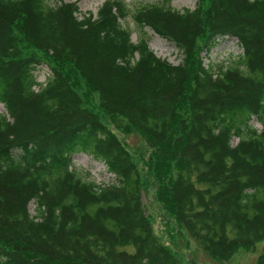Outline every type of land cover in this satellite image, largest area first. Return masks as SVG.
I'll return each mask as SVG.
<instances>
[{
  "label": "trees",
  "instance_id": "trees-1",
  "mask_svg": "<svg viewBox=\"0 0 264 264\" xmlns=\"http://www.w3.org/2000/svg\"><path fill=\"white\" fill-rule=\"evenodd\" d=\"M56 2L0 0V264H197L154 235L149 188L211 260L261 244L254 264H264V0H195L182 11L104 0L80 16L75 2ZM145 27L175 46L177 65L150 50ZM223 37L242 54L205 65L201 54ZM133 132L150 150L145 167L127 149ZM75 153L115 182L84 180Z\"/></svg>",
  "mask_w": 264,
  "mask_h": 264
},
{
  "label": "rangeland",
  "instance_id": "rangeland-1",
  "mask_svg": "<svg viewBox=\"0 0 264 264\" xmlns=\"http://www.w3.org/2000/svg\"><path fill=\"white\" fill-rule=\"evenodd\" d=\"M63 2H75L79 8V16L91 12L96 13L104 0H62ZM132 8L142 4L164 3L165 0H124ZM52 4L57 3L56 0H51ZM195 5V0H169V6L175 10L182 11L184 9H192ZM125 25L132 30L131 40L136 42L142 33L136 28L131 20H127ZM144 37L147 41L148 47L153 53L167 62L177 65L180 62V56L173 44L165 39L157 36L148 27L143 29ZM200 44V42H199ZM30 52V49L26 51ZM242 54V48L239 46L236 39L223 37L216 41V44L208 51L201 54L203 63L205 65H228L232 60H236ZM41 58L40 54H36ZM42 59V58H41ZM34 75L38 83L44 85L47 78L50 76V69L46 65H41L36 68ZM83 97L84 101L88 100V106L94 112H101L98 98L92 92H89L86 87L79 86L77 90ZM4 112L3 105L0 104V113ZM250 125L260 130L261 126L256 119ZM121 137V136H120ZM127 149L139 158L140 166L145 167L144 161L147 160L150 150L144 145L141 137L132 133L124 138ZM236 139H234L235 143ZM142 157V158H141ZM72 167L84 180L94 182L95 184L104 186L115 182L114 176L109 173L105 165L99 161L94 160L91 156L83 153H75L71 157ZM153 188H149L142 194V204L146 214L152 225L154 235L165 246H167L173 254L183 262L195 261L197 264H254L258 255L261 252V244L257 245L253 250L247 251L239 249L228 261L215 262L204 254L194 241L187 237V235L179 230V227L173 219H169L157 206L153 200ZM35 204H29V213L34 214ZM168 220V221H167ZM127 250L131 252V247Z\"/></svg>",
  "mask_w": 264,
  "mask_h": 264
}]
</instances>
